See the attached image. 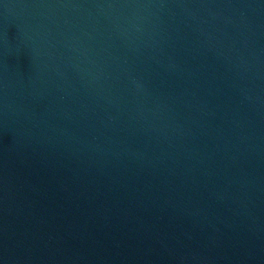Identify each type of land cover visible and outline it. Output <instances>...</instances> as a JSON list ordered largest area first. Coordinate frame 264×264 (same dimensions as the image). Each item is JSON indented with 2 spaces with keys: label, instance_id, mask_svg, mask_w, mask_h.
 Listing matches in <instances>:
<instances>
[{
  "label": "water",
  "instance_id": "obj_1",
  "mask_svg": "<svg viewBox=\"0 0 264 264\" xmlns=\"http://www.w3.org/2000/svg\"><path fill=\"white\" fill-rule=\"evenodd\" d=\"M0 264H264V0H0Z\"/></svg>",
  "mask_w": 264,
  "mask_h": 264
}]
</instances>
